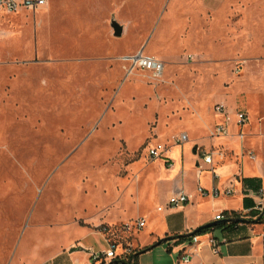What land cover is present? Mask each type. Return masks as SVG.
<instances>
[{"label":"rangeland","instance_id":"obj_1","mask_svg":"<svg viewBox=\"0 0 264 264\" xmlns=\"http://www.w3.org/2000/svg\"><path fill=\"white\" fill-rule=\"evenodd\" d=\"M132 2L118 16L130 28L116 38L106 24L81 38L55 7L0 10V257L13 264L73 244L90 215L153 218L166 194L148 145L170 148L182 132L207 141L217 103L247 115L239 161L251 163L253 148L264 163V0ZM133 51L161 56L162 76L130 71ZM257 228L264 238V222ZM119 233L139 249L138 231ZM88 241L93 253L107 247L99 235Z\"/></svg>","mask_w":264,"mask_h":264},{"label":"crops","instance_id":"obj_2","mask_svg":"<svg viewBox=\"0 0 264 264\" xmlns=\"http://www.w3.org/2000/svg\"><path fill=\"white\" fill-rule=\"evenodd\" d=\"M132 1L47 0V5L42 9L49 11L51 7H55V11L67 13L68 18L64 17L63 21L83 39L94 38L104 24L108 27V34L106 35L114 37L109 25L111 16L116 13L118 21L125 24V31L127 32L130 28L131 20H120L118 16L121 15L122 9L133 3ZM84 4H87L90 8L89 11L91 10L90 13H92L90 16H80L79 9ZM101 7H104L106 13L110 15L108 19L106 18L102 21L98 13ZM95 13H97L96 16ZM42 23L43 20L41 19L38 27ZM136 52L133 51L128 56H133ZM93 54L97 56V52ZM85 55L90 54L87 52ZM153 56L161 59V56L157 54ZM227 109L231 113L244 111L242 109L228 108V106ZM215 117L217 121L214 125L220 122V118L217 115ZM240 127L237 124L236 116L232 114L227 135L213 138L207 135L208 140L205 142H197V140L192 142L189 138L186 143H193L192 152L188 149L191 147L189 146L190 144L185 143L186 147L182 146L183 150L180 151L179 148L181 146L172 142L168 152L164 155L165 158L160 159L162 160L160 163L161 176L158 182L162 184V191L166 194L165 198L160 201L161 204L156 208L153 218L152 214L148 212L143 213L141 216L137 215V218L145 220L144 227L149 225L146 235L142 236L138 232L134 237L139 249H143L139 254L138 264H264V238L258 234V223H238L231 229L214 228L208 233L191 235L187 240H178V236H188L189 233L200 226L221 219L224 211H235L247 215L251 210L255 211L257 209V205L260 202L259 192L261 190L264 192V163H255L257 157L255 154L256 150L253 148H248L246 151L248 155L252 153L254 156L252 158L249 155L251 163L244 164L239 161L236 139L243 140L244 138H240L239 133L242 128ZM162 144L166 145L165 143ZM173 145L179 148L175 149ZM197 145H203L202 149L204 151L212 152V167L218 174V178L213 179L210 165L202 162L200 153L196 149ZM242 148L244 149V147ZM158 161L159 159H155L154 163ZM198 163H202L205 168L199 176L197 173ZM192 176L195 179L194 184L189 181ZM247 179H253V181L248 182ZM131 185H129V188ZM198 185L203 187L208 193L206 195L200 194L197 190ZM213 187L219 189L218 195L213 196L211 194ZM227 189L232 190L231 194L225 193ZM177 192L185 193L188 196V201L178 206L169 205V197ZM120 209L115 210L118 211ZM112 213L113 211L111 213L103 212L86 217L84 226L74 229L78 231V234L72 235V237H76L73 244H69L54 254L51 252L46 253L44 256L38 255L37 251L34 250L24 258L21 264H36L37 262L38 264H93L91 255L94 250L88 241L89 236H101L107 244L105 248L107 249L108 243L100 228L103 225H121L129 220V216L110 219L109 217H112L110 216ZM176 236L177 238L175 239L158 244L160 239ZM210 238H214L217 241V253L212 250L209 243ZM47 243H49L47 247H51V241ZM65 244L66 242L64 241L60 245L57 243L59 247ZM74 248H78V250H72ZM116 253L121 254L122 248L117 247ZM181 254L189 255L190 260L187 263L179 262ZM0 264L13 263L9 259L0 257Z\"/></svg>","mask_w":264,"mask_h":264},{"label":"built area","instance_id":"obj_3","mask_svg":"<svg viewBox=\"0 0 264 264\" xmlns=\"http://www.w3.org/2000/svg\"><path fill=\"white\" fill-rule=\"evenodd\" d=\"M47 5V0H0V10L6 9L8 11H18L19 9H26L29 11H37ZM132 61V65L130 66V71L134 68H141L151 72L153 78H159L163 74L164 70V63L153 57L147 56L142 54V52L132 56L130 58ZM215 114L220 117V122L217 123L214 128L210 131L209 137H219L223 135H227L228 133V125L231 121V116L234 114L237 118V124L242 126L247 121V115L244 111H236L235 113H231L227 107L223 103H217L214 106ZM240 138H243L242 134H240ZM189 141V136L187 133L182 132L176 137L173 138V142L175 144L181 145L185 144ZM169 147L162 144L157 143L156 145H148L147 147V156L151 160L155 159H163L165 158L164 155L168 152ZM203 145L196 146L200 153V158L202 162L206 165H210V170L212 172L213 179L218 178V174L214 171L212 167L213 163V155L211 151H204ZM252 158H254L253 154H249ZM205 168L203 167L202 163L197 164V173L198 176L204 171ZM197 190L200 194L206 195L208 191H206L203 187L198 185ZM232 190L227 189L225 191L226 194H231ZM211 194L213 196L219 194V189L217 187H213L211 190ZM259 204L257 205V209L259 211L264 210V192L262 190L259 192ZM188 201V196L183 192H177L172 194L169 197L168 204L171 206H178L186 203ZM145 225V220L143 218H137L133 222H126L121 225L116 226H107L103 225L100 228L101 233L104 235L107 243L108 248L100 252L99 254L93 253L91 255L92 263L93 264H107L108 262L120 258L122 256L128 255L133 253L135 250L131 249V244L124 242L123 238L120 237V233L127 234L131 230H136L139 232ZM209 243L212 247L214 253H217V241L214 238H210ZM121 247L122 253L117 254L116 248ZM190 260L189 255L181 254L179 258V262L187 263Z\"/></svg>","mask_w":264,"mask_h":264},{"label":"trees","instance_id":"obj_4","mask_svg":"<svg viewBox=\"0 0 264 264\" xmlns=\"http://www.w3.org/2000/svg\"><path fill=\"white\" fill-rule=\"evenodd\" d=\"M248 182H252L253 179H247ZM246 206V203H245ZM243 216H249L250 219H244ZM231 219V220H245L247 223H262L264 222V210L259 211L258 209L251 210L247 215H244L240 212L235 211H224L222 213L221 219ZM238 222L232 221L228 223H224L222 225L216 226L214 228H223V229H231L232 227L236 226ZM214 228H208V229H201V230H194L192 231V235H199V234H205L208 233L210 230ZM191 235L188 236H178V240L183 239H189ZM143 251V249L135 250L133 253H130L128 255L122 256L120 258L115 259L117 261V264H138V257L139 254Z\"/></svg>","mask_w":264,"mask_h":264},{"label":"water","instance_id":"obj_5","mask_svg":"<svg viewBox=\"0 0 264 264\" xmlns=\"http://www.w3.org/2000/svg\"><path fill=\"white\" fill-rule=\"evenodd\" d=\"M109 25H110V27L112 29V35L114 37H122L125 34V24L124 23H120L118 21L116 13H114L111 16V19L109 21ZM232 221H235V222H238V223L245 222V220H231V219L222 218V219H218V220L206 223V224L200 226L199 228H197V230L214 228L216 226L222 225L224 223L232 222ZM189 235H192V232L189 233ZM175 238H177V236L176 237H166V238L160 239V241H158V244H160L162 242H165V241H168V240H171V239H175ZM72 250H78V248H74ZM107 264H117V261L116 260H112V261L108 262Z\"/></svg>","mask_w":264,"mask_h":264}]
</instances>
